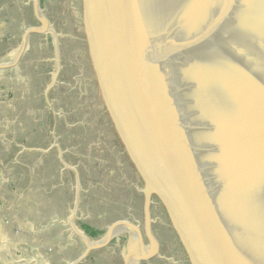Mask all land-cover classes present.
<instances>
[{"label": "water", "instance_id": "1", "mask_svg": "<svg viewBox=\"0 0 264 264\" xmlns=\"http://www.w3.org/2000/svg\"><path fill=\"white\" fill-rule=\"evenodd\" d=\"M92 3L109 114L149 181L147 212L161 191L207 264H264V0ZM223 85L236 88L235 102ZM123 225L100 242L79 228L87 249L70 264Z\"/></svg>", "mask_w": 264, "mask_h": 264}, {"label": "rangeland", "instance_id": "2", "mask_svg": "<svg viewBox=\"0 0 264 264\" xmlns=\"http://www.w3.org/2000/svg\"><path fill=\"white\" fill-rule=\"evenodd\" d=\"M92 4L41 0L45 26L33 0H0V264H70L87 249L83 223L100 242L120 221L131 225L79 264L135 251L138 264H207L161 191L147 212L149 181L109 114Z\"/></svg>", "mask_w": 264, "mask_h": 264}, {"label": "bare ground", "instance_id": "3", "mask_svg": "<svg viewBox=\"0 0 264 264\" xmlns=\"http://www.w3.org/2000/svg\"><path fill=\"white\" fill-rule=\"evenodd\" d=\"M220 38V40H219V48L222 50V52H223V56L226 54V52H227V45L229 44V39H226L227 38V35H226V32H225V34L222 36V37H219ZM227 41H226V40ZM222 41V42H221ZM223 87L224 88H222V90H223V92H224V95L226 96V97H228L230 100H233L234 102H235V100H234V98H233V95H235V94H233V91H236V88H234L232 85H230V87H228V86H226V85H223ZM246 89L247 90H251V88L250 87H246ZM239 103V102H238ZM240 106L242 107V108H245L246 109V104H244V103H241L240 104ZM249 110V109H248ZM246 119H245V121H246V123L248 124L249 122H250V119H249V116H248V114H247V111H246Z\"/></svg>", "mask_w": 264, "mask_h": 264}, {"label": "trees", "instance_id": "4", "mask_svg": "<svg viewBox=\"0 0 264 264\" xmlns=\"http://www.w3.org/2000/svg\"><path fill=\"white\" fill-rule=\"evenodd\" d=\"M97 128H100V126H102L101 125V123H100V125L99 124H96L95 125ZM15 185H16V183H15ZM13 186L14 188H16L17 186ZM82 229L90 236V237H93V238H95V237H97V236H99L101 233H102V230H99V229H96V228H94V227H92V226H90V225H88V224H85V223H83L82 225Z\"/></svg>", "mask_w": 264, "mask_h": 264}]
</instances>
